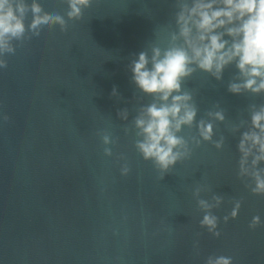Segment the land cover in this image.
I'll return each mask as SVG.
<instances>
[{"label": "water", "instance_id": "1", "mask_svg": "<svg viewBox=\"0 0 264 264\" xmlns=\"http://www.w3.org/2000/svg\"><path fill=\"white\" fill-rule=\"evenodd\" d=\"M39 2L49 12L67 11L65 0ZM174 4L92 0L81 20L68 22L66 33L59 26L43 29L5 56L0 264H205L213 254L231 256L233 264H264V197L252 195L237 178L239 133L227 126L247 119L249 103L264 101L228 92L234 65L221 81L198 71L184 84L195 92L197 120L217 103L225 109L227 120L216 122L214 136L226 137L222 150L202 142L161 180L136 151L134 133L124 134L140 104L151 99L136 89L128 65L134 54L164 39L163 26L174 27ZM114 86L119 98L111 95ZM125 108L128 121L117 115ZM101 129L119 137L112 157L103 153ZM195 134V128L182 133ZM121 153L131 168L127 176L120 173ZM197 185L211 189L201 198L224 197L213 210L219 238L200 227L204 213L192 195ZM241 197L238 217L224 223L231 200ZM255 215L261 225L252 230Z\"/></svg>", "mask_w": 264, "mask_h": 264}, {"label": "clouds", "instance_id": "2", "mask_svg": "<svg viewBox=\"0 0 264 264\" xmlns=\"http://www.w3.org/2000/svg\"><path fill=\"white\" fill-rule=\"evenodd\" d=\"M65 3L67 11L61 13L46 11L39 0H0V69L8 67L6 55H14L18 46L39 37L43 29L59 26L66 33L68 22L81 20L92 0ZM174 7V27L163 26L164 39L134 54L128 65L136 89L151 99L140 104L131 126L123 127L125 135L134 133L136 151L152 163L161 180L178 163L190 159L202 142L212 143L217 150L225 146L223 134L214 139L216 122L223 124L227 120L225 109L217 103L197 120L195 92L184 87L198 71L221 81L225 69L234 65L237 71L228 83V92L264 101V0H175ZM29 14L31 20L26 23ZM111 95L119 98L115 86ZM246 112L247 119L227 125L231 134L239 133L237 178L252 195L264 197V102L249 103ZM117 115L128 121L129 110H118ZM3 120L8 121L9 116L5 114ZM185 128H195L196 134L185 137ZM97 135L104 155L112 157V146L119 137L105 129ZM117 161H123L120 173L127 176L131 168L126 155L119 154ZM210 191L206 185H197L192 195L204 213L200 227L219 238V217L213 210L222 205L224 197L213 193L210 199L201 198L203 192ZM231 203L233 207L223 217L224 223L238 217L243 197L233 198ZM260 225V216L255 215L248 227L254 230ZM194 248L199 255L198 241ZM205 264H233V258L213 254Z\"/></svg>", "mask_w": 264, "mask_h": 264}]
</instances>
